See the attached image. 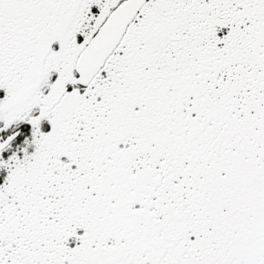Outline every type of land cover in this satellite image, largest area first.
Returning a JSON list of instances; mask_svg holds the SVG:
<instances>
[{
    "label": "snow or ice",
    "instance_id": "1",
    "mask_svg": "<svg viewBox=\"0 0 264 264\" xmlns=\"http://www.w3.org/2000/svg\"><path fill=\"white\" fill-rule=\"evenodd\" d=\"M0 264H264V0H0Z\"/></svg>",
    "mask_w": 264,
    "mask_h": 264
}]
</instances>
